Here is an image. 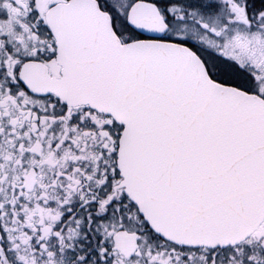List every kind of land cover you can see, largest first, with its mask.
<instances>
[{"label":"flooded vegetation","instance_id":"flooded-vegetation-1","mask_svg":"<svg viewBox=\"0 0 264 264\" xmlns=\"http://www.w3.org/2000/svg\"><path fill=\"white\" fill-rule=\"evenodd\" d=\"M68 1L0 0V264H264V224L242 245L214 249L155 235L123 186V126L29 88L55 87L78 59L48 22ZM243 4L242 18L260 13Z\"/></svg>","mask_w":264,"mask_h":264},{"label":"water","instance_id":"water-1","mask_svg":"<svg viewBox=\"0 0 264 264\" xmlns=\"http://www.w3.org/2000/svg\"><path fill=\"white\" fill-rule=\"evenodd\" d=\"M57 12L75 23L73 40L88 36L71 70L84 69L78 73L86 76L85 87L66 84L80 101L126 125L119 167L152 229L183 246L242 241L264 220V102L211 80L203 61L182 44L123 46L117 39V55L112 44L83 62L99 42L92 19L102 18L107 35L109 15L96 0H72ZM128 19L152 39L167 30L153 3H136Z\"/></svg>","mask_w":264,"mask_h":264},{"label":"rangeland","instance_id":"rangeland-1","mask_svg":"<svg viewBox=\"0 0 264 264\" xmlns=\"http://www.w3.org/2000/svg\"><path fill=\"white\" fill-rule=\"evenodd\" d=\"M151 1L161 8L169 28L165 34L168 38L193 44L222 81L257 90L264 96V0H250L260 11L254 19L242 18L243 14L237 12L246 0ZM101 2L117 20L123 39L126 42L138 39V34L127 24L129 10L136 0ZM246 252L242 251L241 255ZM248 260L247 257L231 264Z\"/></svg>","mask_w":264,"mask_h":264},{"label":"trees","instance_id":"trees-1","mask_svg":"<svg viewBox=\"0 0 264 264\" xmlns=\"http://www.w3.org/2000/svg\"><path fill=\"white\" fill-rule=\"evenodd\" d=\"M264 1H262V3H263ZM226 75H229L228 73H226ZM230 77V76H229ZM231 78V77H230ZM233 78H235V77H233ZM236 79H237V77H236Z\"/></svg>","mask_w":264,"mask_h":264}]
</instances>
